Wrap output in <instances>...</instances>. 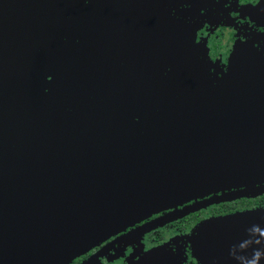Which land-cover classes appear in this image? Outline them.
Returning a JSON list of instances; mask_svg holds the SVG:
<instances>
[{
    "label": "water",
    "instance_id": "obj_1",
    "mask_svg": "<svg viewBox=\"0 0 264 264\" xmlns=\"http://www.w3.org/2000/svg\"><path fill=\"white\" fill-rule=\"evenodd\" d=\"M146 16L136 0H0V264H68L191 199L264 192V130L225 120L257 105L227 92L239 81L209 87L200 63L168 67L176 38ZM254 228L264 207L201 222L199 263L264 251Z\"/></svg>",
    "mask_w": 264,
    "mask_h": 264
},
{
    "label": "flooded vegetation",
    "instance_id": "obj_2",
    "mask_svg": "<svg viewBox=\"0 0 264 264\" xmlns=\"http://www.w3.org/2000/svg\"><path fill=\"white\" fill-rule=\"evenodd\" d=\"M136 2L147 13L149 29L158 36L176 38L177 51L168 67L187 60L200 63L213 89L223 78L239 81L236 85L226 84L227 92L232 95L239 88L246 103L257 106L228 107L226 124L264 130V0ZM238 44L254 49L240 50V73L232 68ZM171 71L169 68L164 76L169 77ZM256 135L263 145L264 132ZM256 135L248 134L243 145L254 144ZM225 195L226 191L212 193L154 213L106 237L68 264H200L191 237L198 224L211 217L264 207V192L220 199ZM213 197L219 199L208 202ZM227 206L244 207L228 212Z\"/></svg>",
    "mask_w": 264,
    "mask_h": 264
},
{
    "label": "clouds",
    "instance_id": "obj_3",
    "mask_svg": "<svg viewBox=\"0 0 264 264\" xmlns=\"http://www.w3.org/2000/svg\"><path fill=\"white\" fill-rule=\"evenodd\" d=\"M252 231L259 232L261 236H264V231H261L259 228H254ZM257 243H259V241H257ZM241 247L243 248L245 247V245H241ZM262 256H264V251L260 249H256L254 250L251 259H248L245 256H241L239 257V259L243 261V264H259V260L261 259Z\"/></svg>",
    "mask_w": 264,
    "mask_h": 264
},
{
    "label": "trees",
    "instance_id": "obj_4",
    "mask_svg": "<svg viewBox=\"0 0 264 264\" xmlns=\"http://www.w3.org/2000/svg\"><path fill=\"white\" fill-rule=\"evenodd\" d=\"M240 203V202H239ZM241 204V203H240ZM238 207H240V208H242V207H244V206H227V211L228 212H231V211H234L236 208H238Z\"/></svg>",
    "mask_w": 264,
    "mask_h": 264
}]
</instances>
